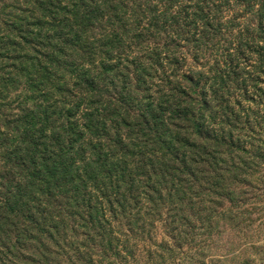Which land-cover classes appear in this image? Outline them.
<instances>
[{
  "label": "trees",
  "instance_id": "trees-1",
  "mask_svg": "<svg viewBox=\"0 0 264 264\" xmlns=\"http://www.w3.org/2000/svg\"><path fill=\"white\" fill-rule=\"evenodd\" d=\"M11 5L0 264L228 263L264 196V0Z\"/></svg>",
  "mask_w": 264,
  "mask_h": 264
},
{
  "label": "rangeland",
  "instance_id": "rangeland-1",
  "mask_svg": "<svg viewBox=\"0 0 264 264\" xmlns=\"http://www.w3.org/2000/svg\"><path fill=\"white\" fill-rule=\"evenodd\" d=\"M12 0H0V19H5L14 12L8 7H12ZM254 197H258L250 211L245 223L246 229L238 233L237 237H229L233 241V251L230 253L229 262L225 264H264V196H258V192H252ZM260 192L259 195H261ZM261 201H257V200ZM154 243L159 244L162 240H167L159 225L153 233ZM223 254V253H220ZM219 259V258H217Z\"/></svg>",
  "mask_w": 264,
  "mask_h": 264
}]
</instances>
